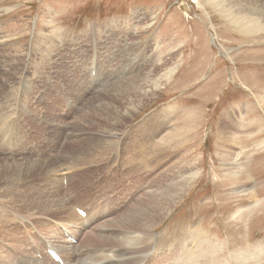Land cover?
<instances>
[{
    "label": "rangeland",
    "instance_id": "rangeland-1",
    "mask_svg": "<svg viewBox=\"0 0 264 264\" xmlns=\"http://www.w3.org/2000/svg\"><path fill=\"white\" fill-rule=\"evenodd\" d=\"M110 38L105 71L134 50H151L165 66L132 67L118 88L94 92L72 117L50 116L44 106H63L88 50L105 54ZM169 67L162 89L143 96L148 76ZM0 115L7 118L0 120V255L22 241L48 264L32 229L53 195L96 212L123 194L120 211L73 240L109 250L123 235L142 233L120 252L139 264H264V0H0ZM146 126L154 135L147 167L136 148ZM111 130H123L121 139L107 137ZM127 157L140 160L138 172ZM59 169L67 175L57 182ZM183 174L194 181L180 202L165 205L161 192ZM14 214L13 227L5 224ZM98 233L108 240L92 237Z\"/></svg>",
    "mask_w": 264,
    "mask_h": 264
},
{
    "label": "bare ground",
    "instance_id": "bare-ground-1",
    "mask_svg": "<svg viewBox=\"0 0 264 264\" xmlns=\"http://www.w3.org/2000/svg\"><path fill=\"white\" fill-rule=\"evenodd\" d=\"M110 39H109L108 46H107L108 52L105 53L106 54V56H105L106 64L111 63L112 54L115 50V48L112 45L113 40L112 39L110 40ZM105 42H106V39H105ZM138 44H139V42H136L135 40H133L132 46H135ZM149 44H151V42ZM138 47H140V44L138 45ZM102 52H104V51H102ZM142 52H141V50H139L138 53L136 54L135 50H134V51H130V52L126 53L125 58H128L127 62H124L123 58L121 57V59L117 62L118 67L114 69L116 71V73L119 72L115 77H114L115 74L111 73L110 69L104 71L103 74L106 76L104 83L100 88L96 89L95 91L98 94H101V93H105L106 89L108 91H110V90L118 88L120 85H117V84L120 83L121 81L122 82L125 81L126 76L129 74L132 67H134L136 71H139L140 67L146 63L150 67H153L154 65H156V66L162 65L161 59L160 60L156 59V57H158V56H156L154 58L152 57V55H151L152 51L151 50H142ZM155 59L157 61H155ZM76 64H78V63H76ZM162 66H165V63ZM98 69L101 70L102 68H100V67L96 68L97 72H100ZM164 69H167V70H162V72L160 71V73L156 77H154L153 79L150 78V76H148V78H147L148 81L146 83V85H147L146 89L140 90V93L143 96L152 97V96H154L155 93H157L159 90L162 89L163 82L171 76L169 69H172V68L169 67V68H164ZM144 74H146L145 71H144ZM110 79H112V81L107 82ZM100 102H98V104ZM99 105H101V103ZM11 108L12 107H7L3 111L4 113H2V114L5 117L7 116V118H9L8 116H13V114H12L13 109H11ZM136 114L138 115L139 113H136ZM15 118H14V120H15ZM134 118H135V116H133L132 114L128 115L127 119H129V121L126 125H128L130 123V121H133ZM6 119L0 118L1 122L3 120H6ZM9 120L10 119H8L7 121H9ZM4 122L5 121H3V123ZM10 122L12 124V120ZM6 123H8V122H6ZM8 126H10V125L8 124ZM11 129H12V127H11ZM2 130L7 132L4 128ZM12 130H14V129H12ZM122 132H123V130H122ZM1 133L3 134V132H1ZM121 133L117 132L115 130H111L107 134V137L120 140L121 139L120 138ZM143 134L146 135V137L144 138V142L140 143L138 141V145L136 146V148L141 149L142 154L140 156V159L143 160V162L145 163V166L147 167L148 163L150 162V160L152 159V156L154 154V153L152 154L151 146L149 143L150 138H153L154 135H152L153 131L148 126H146L143 129ZM149 134L151 136H149ZM5 136L7 137L8 135L6 134ZM14 137H16V136H14ZM107 142H108V140L104 141L103 146H105L107 144ZM132 156H133V154H132ZM136 158L137 157H127V161L125 164H128L131 167L136 168L133 164H135L136 160L140 161L139 159H136ZM4 163L8 164L9 162L4 161ZM139 166L141 167L142 165H139ZM141 168H143V166ZM65 170L66 169L60 170L59 172H61V173L57 174L56 177H54V180L57 182H58V179L60 181L63 180L62 176L67 175V171H65ZM136 171L138 172L137 168H136ZM47 174H48V172H47ZM194 177H195L194 175L187 176V175L183 174V178H181L180 181H177V183H175L173 186H171V190H169V191L163 190V192H161L160 196L164 200V204L165 205H175L178 202H180L182 200L181 198L184 195L185 191L191 186L192 182L194 181V179H195ZM140 181H141V179H140ZM131 186H134V185H131ZM86 194H87V192H86ZM80 196H82V195H79V197ZM122 196H123V194H122ZM122 196L121 197L117 196L114 199L113 198H111V199H113V203H117L120 206V204L118 203V199H123ZM53 198L55 200L49 201L44 209L38 210L37 216H35V218H37L38 221H35V225L39 229H32V230H34L33 231L34 232L33 237L35 236L36 238H38L39 235L41 236V238L43 237L42 245H41L42 248L38 247L37 253L42 251V249H43V254H45V249H46V252L53 250L57 253L59 258L61 259V263H56L49 254H47V257L44 259V261H46L48 264H126L128 261H132L131 264H139L137 261V259L139 257L136 259V261H134L133 256H129L127 254H120V252L122 250L121 247L131 248V244H129L128 241H133L134 243H137L138 240L143 235L142 233L123 235L122 238L118 239L121 242H119V244H117V245L111 246V248L109 250H107V249L102 250L101 248H92L91 244H89V243L85 244L84 241H82V240H81L82 243L79 241L77 244V240H73V238H75V239L79 238L81 233H86V232L88 233L91 226L94 225L97 221H99L98 219L105 217V216H110L109 213H115V212L120 211L121 206H120V208H119V206L114 208L113 203H112V204H105L104 206L99 208V211H96V212H94L95 208H90L89 210L84 211L82 209L74 208V207L80 208V206H78L77 204L68 206V204L65 201V198L63 199L62 196L59 197L58 195L57 196L53 195ZM75 198H77V197H75ZM107 199H109V198L104 197V198H102V201L106 202L105 200H107ZM134 203L137 204L138 201L135 200ZM91 207H93V206H91ZM78 210L85 212V214H87V217L85 219L80 218L79 214H77ZM142 211H143V213L147 214L149 217V215H150L149 210H142ZM168 211L169 210L166 207H162L160 213H167ZM107 212H109V213H107ZM51 214L59 217L58 221H53L52 224L48 221V218H47V216L51 215ZM4 216L3 215L0 216V224H1L2 218ZM16 220H17V217L14 214V215H11L10 218L6 217L4 222L8 226L13 227L14 222ZM62 229L65 230L63 232V235L61 234ZM113 234L116 236H119V233L117 230H114ZM92 237H94L98 241H107L108 240V234L98 233V234L93 235ZM71 240L74 244H72L70 242ZM21 242L22 241L15 243V241H14L11 244L5 245V247H7V251L5 248L4 249L5 251L1 252L2 254L0 255V264H41L40 261L37 259L38 257L35 258L34 255L27 253L28 250L27 251L25 250L26 248L24 247V245H25L24 242L23 243H21ZM75 244H77V245H75ZM143 257H146V255H142L140 258H143ZM42 261H43V259H42ZM141 264H145V263L143 262Z\"/></svg>",
    "mask_w": 264,
    "mask_h": 264
}]
</instances>
